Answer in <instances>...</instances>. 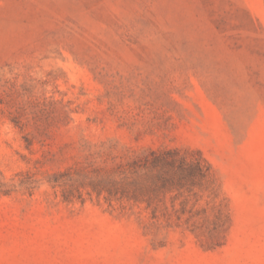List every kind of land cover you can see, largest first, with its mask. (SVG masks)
I'll use <instances>...</instances> for the list:
<instances>
[{
    "label": "rangeland",
    "instance_id": "rangeland-1",
    "mask_svg": "<svg viewBox=\"0 0 264 264\" xmlns=\"http://www.w3.org/2000/svg\"><path fill=\"white\" fill-rule=\"evenodd\" d=\"M0 181V264H264V0H0Z\"/></svg>",
    "mask_w": 264,
    "mask_h": 264
},
{
    "label": "trees",
    "instance_id": "trees-1",
    "mask_svg": "<svg viewBox=\"0 0 264 264\" xmlns=\"http://www.w3.org/2000/svg\"><path fill=\"white\" fill-rule=\"evenodd\" d=\"M152 158H146L145 162L134 167L131 181L133 185L139 184L148 178L159 177L161 186L175 185L179 187L187 186L188 182L195 179L206 178L211 172V165L204 157L189 160L186 156H179L177 151L157 152L152 151ZM4 184L0 181V193H7ZM122 192L126 195L138 197L139 193L135 189L123 184ZM153 187L150 183L148 188Z\"/></svg>",
    "mask_w": 264,
    "mask_h": 264
}]
</instances>
